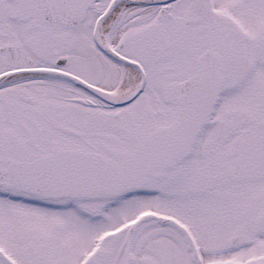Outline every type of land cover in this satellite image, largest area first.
<instances>
[{
	"label": "snow or ice",
	"instance_id": "6c2138e0",
	"mask_svg": "<svg viewBox=\"0 0 264 264\" xmlns=\"http://www.w3.org/2000/svg\"><path fill=\"white\" fill-rule=\"evenodd\" d=\"M0 264H264V0H0Z\"/></svg>",
	"mask_w": 264,
	"mask_h": 264
}]
</instances>
